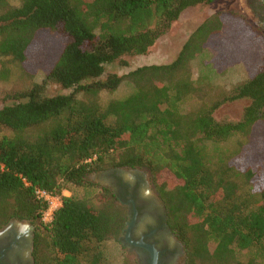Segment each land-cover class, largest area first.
<instances>
[{
  "label": "trees",
  "instance_id": "16d2710c",
  "mask_svg": "<svg viewBox=\"0 0 264 264\" xmlns=\"http://www.w3.org/2000/svg\"><path fill=\"white\" fill-rule=\"evenodd\" d=\"M214 1L0 0V80H9L6 61H43L0 86V228L33 225L35 264H136L122 242L126 205L88 178L113 168L149 172L182 243L181 264H264V29L236 10H216L172 61L106 69L146 55L186 9ZM211 47L224 64L204 63L222 75L238 60L244 80L226 89L205 74L196 79L193 61ZM121 84L128 93L100 102ZM238 99L246 101L238 120L215 119ZM230 138L236 152H208ZM36 189L61 199L50 221Z\"/></svg>",
  "mask_w": 264,
  "mask_h": 264
},
{
  "label": "flooded vegetation",
  "instance_id": "af4514ba",
  "mask_svg": "<svg viewBox=\"0 0 264 264\" xmlns=\"http://www.w3.org/2000/svg\"><path fill=\"white\" fill-rule=\"evenodd\" d=\"M245 5L247 13L255 14L264 25V0H245ZM90 176L91 181L109 187L126 205L128 220L122 242L133 254L136 264L182 263V243L167 225L164 205L148 171L113 168ZM33 233V225L25 221L12 220L0 228V264H35Z\"/></svg>",
  "mask_w": 264,
  "mask_h": 264
},
{
  "label": "rangeland",
  "instance_id": "374dc122",
  "mask_svg": "<svg viewBox=\"0 0 264 264\" xmlns=\"http://www.w3.org/2000/svg\"><path fill=\"white\" fill-rule=\"evenodd\" d=\"M11 4H15L18 2V0H8ZM236 10L240 13H242L248 22H250L253 25H262L261 20L255 15L247 13L248 10L245 5V0H215L212 4L209 6H196V7H190L186 9L179 19L175 21L169 32L162 37H160L156 43L150 48L148 53L146 55H140L135 56L128 59V65H117V64H109L106 66V69L108 71L117 72V73H125L128 70H131L137 66L143 65V64H161V63H167L169 61H172L180 47L182 46V43L185 41L187 36L191 33V31L201 22L202 19H204L210 12L216 11V10ZM246 40L242 39L240 41L241 44L245 43ZM51 46V40L44 42L41 46L42 53H45L49 50ZM237 43L232 42L228 46V48L235 50L237 47ZM225 48V49H228ZM210 57L215 58L214 61L216 62L217 67H222L223 59L225 57L224 54L219 55L218 50L211 47L208 48L207 53L202 54L199 56L198 59H195L193 61L192 67L194 72V77L198 79L203 74L207 75L210 80H212L215 83H219L224 85L226 89H230L231 87L235 86L236 84L240 83L247 75V71L244 68V64L241 62L235 61L232 64H235L231 68H229L224 74L219 75L214 73V70L212 71L209 66L206 65V62ZM238 58L241 59V57ZM5 58H3L4 60ZM31 62L28 64H24L22 68L25 69L24 66H28V69L31 71H34L33 65H41L43 64V61L36 62L35 60H30ZM35 63V64H34ZM3 66L7 67V70L9 72V80H0V86L6 89H9L13 86V83L16 81L17 77L22 72V68L17 63H10L5 62ZM41 75H38L36 77V80H40ZM130 90V87L127 84H121L116 90L114 91H102L99 94V100L102 104L106 103V101L109 98L112 97H122L126 93H128ZM244 99H238L231 102H226L223 105H221L218 109H216L213 112V116L216 120L219 121H236L240 118L242 108L245 104ZM234 138H230L227 141L220 143V144H208L207 150L209 153H212L214 150H220L227 152L229 150H234L236 152L237 148L234 147ZM239 154V158H240ZM128 176H130L129 172H126ZM90 176V175H89ZM91 177V176H90ZM89 178V177H88ZM94 179V177H91ZM64 195H69L68 191H64ZM106 251L109 255V258L111 261L118 263L120 261L119 256V249L117 245L113 242H109L106 245Z\"/></svg>",
  "mask_w": 264,
  "mask_h": 264
},
{
  "label": "built area",
  "instance_id": "2783aa9c",
  "mask_svg": "<svg viewBox=\"0 0 264 264\" xmlns=\"http://www.w3.org/2000/svg\"><path fill=\"white\" fill-rule=\"evenodd\" d=\"M35 193L38 198L45 200L47 203V208L43 214V221L45 222L50 221L54 211L61 206L60 197L42 189H36Z\"/></svg>",
  "mask_w": 264,
  "mask_h": 264
}]
</instances>
